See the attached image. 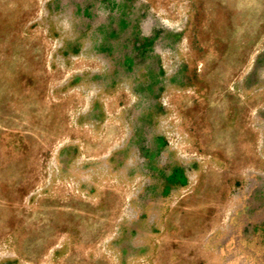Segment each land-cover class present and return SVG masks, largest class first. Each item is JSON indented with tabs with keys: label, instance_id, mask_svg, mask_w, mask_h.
Returning <instances> with one entry per match:
<instances>
[{
	"label": "rangeland",
	"instance_id": "obj_1",
	"mask_svg": "<svg viewBox=\"0 0 264 264\" xmlns=\"http://www.w3.org/2000/svg\"><path fill=\"white\" fill-rule=\"evenodd\" d=\"M216 1L0 0V264H264V0Z\"/></svg>",
	"mask_w": 264,
	"mask_h": 264
},
{
	"label": "crops",
	"instance_id": "obj_2",
	"mask_svg": "<svg viewBox=\"0 0 264 264\" xmlns=\"http://www.w3.org/2000/svg\"><path fill=\"white\" fill-rule=\"evenodd\" d=\"M220 2H223V3H226V8L224 11H221V12H215L213 15L211 14L210 15V18L212 20H226V21H229L226 26H225V35H227V37H230L229 39V43H232L234 41L233 37H234V24H233V21L234 20H244V19H247L250 15L247 14V12L245 11H241V12H236L234 11V7H233V4H234V0H217L216 3H220ZM217 24V23H216ZM215 24V25H216ZM244 29L242 30L241 32V35L242 37L245 35L244 34ZM237 34V33H236ZM264 35V34H263ZM242 43H243V39H242ZM210 62V61H209ZM213 62V61H212ZM212 62L208 63L205 62L204 63V68L206 69L208 66H212ZM224 65L221 64V63H217L216 67H215V71L213 73H211L210 77H211V86H210V94L211 95H207L208 96V101H212L213 100V97L215 96H218V95H228V91H224V89L227 88L229 82L231 81V76L232 74L228 72V68L227 67H233V64L232 65H229V62H226V68L224 69ZM232 94V92H230ZM195 101V98L194 100L192 99V102ZM209 101V102H210ZM222 104V103H221ZM194 107H192L195 111L191 112L193 115H196L198 114V106L200 107L201 111H203L204 109H210V121H213L214 122V125L215 128L218 127V126H223L224 125V122H228V117H225V119H223V116L220 115V112H221V106H214V107H209L210 105H199V103L195 102L194 103ZM184 108H187V106H185ZM190 108V107H188ZM216 112V113H213V112ZM187 116V115H186ZM202 118V116H201ZM189 119V117H188ZM202 119H200V121L195 124V125H192L190 123V127L193 129V133H194V136L195 137H198L199 134L203 133L204 131V128L206 126H204V124H202L201 121ZM216 121V122H215ZM189 122H190V119H189ZM196 125L198 126V128L196 127ZM211 134V136H210ZM207 134V132L204 131V133L202 135H204V139H205V142H207L208 140L209 141H213L214 142V137L216 136H213V135H216V134ZM221 136H223V139H225V143L226 145H229L230 148H231V151H233L234 149V135H233V129L232 127L231 128H227L226 131L224 132V134H222ZM240 136H244V133H241ZM210 137V139H208ZM216 143V141H215ZM213 150H217L216 147H214ZM196 153V151H195ZM181 175V172L179 170L177 171H173L169 177H173V176H180Z\"/></svg>",
	"mask_w": 264,
	"mask_h": 264
}]
</instances>
